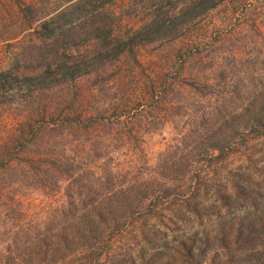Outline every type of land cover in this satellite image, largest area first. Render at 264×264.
<instances>
[{
  "label": "rangeland",
  "instance_id": "374dc122",
  "mask_svg": "<svg viewBox=\"0 0 264 264\" xmlns=\"http://www.w3.org/2000/svg\"><path fill=\"white\" fill-rule=\"evenodd\" d=\"M70 1L0 0V69L29 72L43 64L15 54L23 43L38 42L48 28L44 18L21 5L46 2L39 11L45 14L53 2ZM184 1L84 0L79 14H73L72 22L83 20L86 30L65 42L71 74L39 88L31 125L37 135L23 148L9 147V156L20 162L2 171L0 161V259H6L1 253L8 234L43 225L65 202L74 168L86 165L99 173L107 166L117 176L140 171L137 177H158L164 151L178 142L193 113L215 101V93L200 94L186 80L213 84L217 71L235 70L240 66L235 59L249 53L253 68L263 66L253 55L264 49V0H219L200 16L181 19L186 24L179 35L171 37L179 24L156 31V21L166 14L181 17ZM243 4L247 15L239 11ZM146 22L147 29L153 26L148 32L140 28ZM55 25L49 30L58 29ZM110 33L119 37L115 48L99 49L103 56L73 67L78 55L92 56L103 44L100 38ZM47 71L52 77L61 74ZM228 73L223 78L231 88L237 77ZM8 94L0 91V148L29 108ZM22 168L30 175L12 181ZM202 174L208 191H201L196 204L179 207L170 195L162 197L134 212L126 227L106 235L99 248L77 245L40 264H264V133L248 136ZM217 178L226 184L222 198L213 189ZM185 181L181 176L170 181V189L188 190Z\"/></svg>",
  "mask_w": 264,
  "mask_h": 264
},
{
  "label": "trees",
  "instance_id": "16d2710c",
  "mask_svg": "<svg viewBox=\"0 0 264 264\" xmlns=\"http://www.w3.org/2000/svg\"><path fill=\"white\" fill-rule=\"evenodd\" d=\"M216 1L219 3V0H185L180 8L181 17L168 13L161 22L156 21L154 29L166 31L175 29L179 24L171 37L179 35L185 30L183 27L186 24L185 20L181 19L200 16L216 6ZM83 2L84 0H73L63 6L60 2H53L52 10L45 14H40L39 11L46 7V2L39 6L32 2L20 4V7H25L37 13L38 17L44 18L42 23L48 28L47 34L40 36L38 42L31 40L25 42L15 52L16 56H25L28 60H42V66L33 67L29 72H21L11 67L0 69V91L12 95L11 99H22L26 101V106L29 105L17 127L2 141L0 148L2 171L6 170V167H12L14 165L12 161L20 162L16 160L17 156L15 158L9 156V147L10 151L13 148L14 150L23 148L37 135L31 125L35 119L33 113L34 108H37L35 96L39 88H44L48 81L67 78L71 74L65 42L69 38L72 39V35L75 37L86 30L83 20L72 22L73 14L74 18L79 14L77 12L84 5ZM236 7L233 5L232 10ZM246 9L247 4H243V10L239 11L247 15ZM252 10L254 7L250 8V11ZM24 22L27 26L33 23L27 18ZM54 23L58 29L49 30ZM150 25V22H146L140 28L148 32L153 28L152 26L147 29ZM90 26L92 27L91 24ZM260 37L264 40V34L261 33ZM100 39L103 40L101 47H97L92 56L91 53L86 56L78 55L73 67L81 69V63H88L94 55L103 56L99 49L115 48L119 41V37L113 33L107 38ZM258 53L253 55V58L257 57L258 63L259 61L263 63L258 70L253 68L251 61L248 60L251 55L249 53L239 61L235 59L240 63L235 70L229 73L224 69L217 71L218 80L213 84L194 78L186 80V83L200 94L215 93V101L210 105L204 104L200 112L193 113L188 122L189 126L178 138V142L164 151L159 162L158 177L156 175L137 177L141 174L140 171L130 175L120 173V176H117L107 166H103L99 173L86 165L83 168H74L68 173L65 202L53 208L43 225L19 227L8 234L6 252L1 253L6 259L1 258L0 264L46 263L56 256L68 253L77 245L90 249L95 246L99 248L100 243L105 242L108 236L119 233L126 227L134 212L141 207L154 206L162 197L167 198L168 195L171 199H176L179 207L189 206L188 201L196 204V197L201 191L203 189L205 193L208 191L205 186L209 181H206V176L203 177L202 172L212 170L217 161H221L233 148L243 145L248 136L264 133V49ZM49 68H52L53 75L55 72L59 73V70L61 74L52 77L47 71ZM227 73L237 77L231 88L226 87L227 83L223 78ZM6 155L7 157L3 158ZM23 167L28 169L26 165ZM25 168H22L21 173L14 176L12 181L29 176L30 174L24 171ZM172 173L173 176H170ZM180 176L182 182L185 183L187 180L188 190L179 188L171 190L170 181L178 180ZM222 176L225 178V175ZM217 182L219 184L213 189L217 190V196L222 198L226 196V184L220 183V178H217ZM97 241L98 244H95ZM58 253L60 254L57 255Z\"/></svg>",
  "mask_w": 264,
  "mask_h": 264
}]
</instances>
